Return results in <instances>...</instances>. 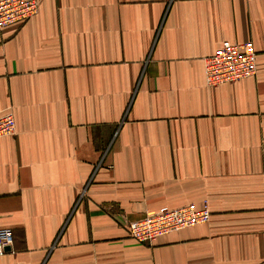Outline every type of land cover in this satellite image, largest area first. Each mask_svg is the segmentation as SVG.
I'll list each match as a JSON object with an SVG mask.
<instances>
[{
  "label": "crops",
  "instance_id": "crops-1",
  "mask_svg": "<svg viewBox=\"0 0 264 264\" xmlns=\"http://www.w3.org/2000/svg\"><path fill=\"white\" fill-rule=\"evenodd\" d=\"M0 28V264H264V0H38ZM251 40L256 74L208 86ZM207 222L140 243L160 207Z\"/></svg>",
  "mask_w": 264,
  "mask_h": 264
},
{
  "label": "built area",
  "instance_id": "built-area-1",
  "mask_svg": "<svg viewBox=\"0 0 264 264\" xmlns=\"http://www.w3.org/2000/svg\"><path fill=\"white\" fill-rule=\"evenodd\" d=\"M38 0H0V28L15 22H25L38 10ZM257 54L251 40H224L205 58L204 77L208 86L236 82L256 74ZM16 122L12 111L0 114V137L15 133ZM211 212L208 204L189 203L177 208L160 207L152 213L128 221L129 236L140 243H153L165 234L207 222ZM12 230L0 228V255L10 249ZM9 248V249H7Z\"/></svg>",
  "mask_w": 264,
  "mask_h": 264
},
{
  "label": "water",
  "instance_id": "water-1",
  "mask_svg": "<svg viewBox=\"0 0 264 264\" xmlns=\"http://www.w3.org/2000/svg\"><path fill=\"white\" fill-rule=\"evenodd\" d=\"M7 249H9V248H7Z\"/></svg>",
  "mask_w": 264,
  "mask_h": 264
}]
</instances>
